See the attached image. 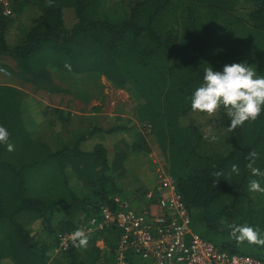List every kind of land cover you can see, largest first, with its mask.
Here are the masks:
<instances>
[{"label":"trees","instance_id":"16d2710c","mask_svg":"<svg viewBox=\"0 0 264 264\" xmlns=\"http://www.w3.org/2000/svg\"><path fill=\"white\" fill-rule=\"evenodd\" d=\"M102 1L53 0L46 7L47 0H9L11 13L0 4V65L21 84L0 83V125L14 146L8 151L0 143V264H116V229L93 234L86 248L53 250L61 236L101 216L104 206L117 211L116 196L131 204L145 200L148 187L129 190L125 182L128 161L151 152L152 139L193 227L227 252L264 260V246L230 235L232 224L258 226L264 235V193L248 188L251 179L264 187V178L247 168L254 149V166L264 171V111L229 131L224 108L212 116L191 108L205 68L245 62L264 75V0H116L123 9L117 21L104 14ZM19 21L12 42L10 28ZM101 76L118 88L131 87L138 100L139 124L112 126L105 134L129 131L133 139L121 138L112 153L104 141L85 149L81 144L101 130L65 136L70 112L45 107L42 116L62 125L50 141L31 115L23 84L69 94L72 85L93 86ZM224 129L227 144L218 145L213 141ZM233 164L239 174L231 172ZM216 172L228 179L215 182ZM132 264L147 263L133 257Z\"/></svg>","mask_w":264,"mask_h":264},{"label":"built area","instance_id":"2783aa9c","mask_svg":"<svg viewBox=\"0 0 264 264\" xmlns=\"http://www.w3.org/2000/svg\"><path fill=\"white\" fill-rule=\"evenodd\" d=\"M9 10V0H0ZM1 74H11L0 65ZM156 183L149 188L144 202L131 204L116 196L117 211L109 206L102 208L82 224L89 236L99 231L116 229V264H132L138 257L147 264H264V260L250 254L230 253L214 242L194 234L190 228L191 215L178 191L175 179L164 168L157 166ZM74 232V231H73ZM70 233L61 236L57 253L73 244Z\"/></svg>","mask_w":264,"mask_h":264},{"label":"rangeland","instance_id":"374dc122","mask_svg":"<svg viewBox=\"0 0 264 264\" xmlns=\"http://www.w3.org/2000/svg\"><path fill=\"white\" fill-rule=\"evenodd\" d=\"M115 1L116 0L102 1L101 8L104 11V14H108L112 20L117 21L121 18L122 15L120 11H123V9ZM26 19L27 18L23 17L21 20V31L25 28V26H27ZM19 23L20 21L10 28V39L12 42H15L17 38V35L15 34L16 30L17 34L20 32L18 30L20 25ZM7 60L12 62V59ZM97 80H99V82L96 85L94 82L93 86H90L88 82H85L89 86H83L89 87V89L72 85L73 90H71L72 92L69 94H51L47 90H36L31 84H23V90L28 93L26 103L28 102L27 105L30 109L31 115L35 118V120H41L40 122H37V124L43 134L50 135V141H52V137L54 136L53 132H55V135L57 136L56 130H60L62 125L56 119V124L52 126L49 123V120L42 116L44 113L43 111L47 109L45 107H56L63 109L65 112H70L71 118H69L68 127L65 128L66 131L63 133L65 136H71L93 128L101 130V133L99 132L94 134L92 137H88L81 144L85 149L91 148L97 141H104L107 144L109 151L112 153L115 151L116 143L120 141L121 138H126V140L133 139L129 135V131L106 134L104 132L107 128L116 125L124 126V124H127L128 126H133V122L139 124L137 119L138 100L135 98L132 88H118L108 81L105 76L98 77ZM0 83L13 84L17 86L21 85L12 74L7 75L0 73ZM28 107H26V110L29 112ZM54 117L56 118L57 116L54 115ZM195 117L202 121L204 115L196 113ZM207 117L208 115L204 119H207ZM31 121H34L32 117ZM211 129L212 125L208 126V131H211ZM218 133L219 141L213 142L218 143V145L227 144L228 140L224 138V135H226L225 129ZM150 139L151 138H149V140ZM150 142L151 152L146 155H133L128 161L129 172L128 178L125 182V187L129 190L134 189L138 184L146 188L148 187V189L152 188V186L156 183L157 166L161 164L164 165V168H166V162L162 157L163 154L161 153L159 146L153 139L152 141L150 140ZM72 184L76 186L74 179H72ZM37 224H39V222ZM33 228L37 230L39 227L34 225ZM190 228L194 234L206 239L201 234L202 229L200 226L195 228L191 223ZM96 245L101 248L106 247L103 240H98ZM54 253H57L55 249L53 250V254ZM250 255L256 257L254 254ZM138 261H141V259L138 258ZM1 263L11 264L8 260L5 262L2 261ZM50 264H55V262H50Z\"/></svg>","mask_w":264,"mask_h":264},{"label":"clouds","instance_id":"9594fccd","mask_svg":"<svg viewBox=\"0 0 264 264\" xmlns=\"http://www.w3.org/2000/svg\"><path fill=\"white\" fill-rule=\"evenodd\" d=\"M45 6L52 7L53 0H47ZM65 66L71 70L70 64ZM191 108L209 116L224 108L227 117L231 119L229 131L242 127L246 121L258 119L264 111V75L258 74L257 69L245 62L226 64L220 71H214L212 66L205 68L202 84L192 93ZM9 137L7 128L0 125V143L6 144L8 151H12L14 146L8 142ZM216 139V136H212V140ZM258 157L257 151L250 150L247 168L252 176L264 178V171L254 166ZM231 172L239 174V167L233 164ZM214 175L215 182H218L220 177L228 179L223 172H216ZM248 188L252 192L264 193V187L257 179H251ZM221 223L224 221L221 220ZM230 227V235L238 243L247 241L250 244L264 246V235L258 226L232 224ZM70 239L74 247L86 248L90 236L83 229H77L71 233Z\"/></svg>","mask_w":264,"mask_h":264},{"label":"crops","instance_id":"0c3cea01","mask_svg":"<svg viewBox=\"0 0 264 264\" xmlns=\"http://www.w3.org/2000/svg\"><path fill=\"white\" fill-rule=\"evenodd\" d=\"M118 240V239H117ZM117 240H116V242H117ZM143 263H145V262H143Z\"/></svg>","mask_w":264,"mask_h":264}]
</instances>
